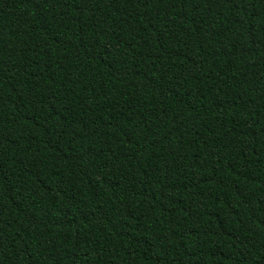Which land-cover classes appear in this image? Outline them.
I'll return each mask as SVG.
<instances>
[{
    "label": "trees",
    "instance_id": "1",
    "mask_svg": "<svg viewBox=\"0 0 264 264\" xmlns=\"http://www.w3.org/2000/svg\"><path fill=\"white\" fill-rule=\"evenodd\" d=\"M0 264H264V0H0Z\"/></svg>",
    "mask_w": 264,
    "mask_h": 264
}]
</instances>
